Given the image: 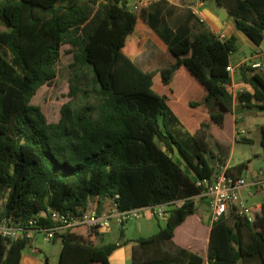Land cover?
<instances>
[{
	"label": "trees",
	"instance_id": "1",
	"mask_svg": "<svg viewBox=\"0 0 264 264\" xmlns=\"http://www.w3.org/2000/svg\"><path fill=\"white\" fill-rule=\"evenodd\" d=\"M215 1L251 42H264V0ZM136 20L127 0H0L1 215L26 223L43 212L39 222L55 225L48 209L80 216L90 203L100 213L103 200L116 193L117 210L182 200L168 210L163 227L133 244L132 264H264V202L251 206L249 216L230 212L213 221L203 254L180 239L197 212L191 198L200 191L196 179L213 175L221 160L213 164L214 151L204 140L202 130L210 120L201 121L193 134L174 132L179 121L165 96L153 89V76L159 72L162 85H169L174 72L185 67L207 91L191 106L206 107L216 123L225 112L210 111L212 102L226 111L235 102L264 109V77L242 71L251 90L234 94L226 67L237 50L236 37L220 39L196 16L190 28L172 29L159 24V13H149L146 20L174 61L146 71L122 50ZM63 45L73 57L70 98L61 105L59 119L48 121L33 99L56 78ZM83 69L93 75L96 101L74 105L81 91L75 78ZM259 132L264 156V123ZM174 150L184 165L173 158ZM227 168L240 175L247 162ZM99 236L94 229L56 232L61 239L57 264H110L108 256L118 243ZM32 241L0 234V264H19ZM174 241L180 244L171 249L168 243Z\"/></svg>",
	"mask_w": 264,
	"mask_h": 264
},
{
	"label": "crops",
	"instance_id": "2",
	"mask_svg": "<svg viewBox=\"0 0 264 264\" xmlns=\"http://www.w3.org/2000/svg\"><path fill=\"white\" fill-rule=\"evenodd\" d=\"M137 0H133L132 4L135 3ZM206 1H215V0H154L150 1L148 5L141 7L139 10H137V20L135 27L131 33H129L126 37L125 44L122 48L124 54L128 56L133 62H135L139 67L146 71H159L162 67L168 66L171 62L174 61V57L172 54H169V50L167 47V44L165 41L158 35V33L147 23V16L149 13H159V24H163V26H168L172 29H176L177 27L184 26L186 28L191 27V23L193 21V18L196 16V18L199 19L201 23L209 27L216 35L223 34L224 38H228L230 36H235L236 39H242L243 41H247L249 45L254 46L250 53V56L247 58H244L243 60L239 61L237 65H239V72H240V64L245 63L246 60L253 61H260L264 62V42H262L260 45H255L253 42H251L243 32H241L239 29L236 28L234 19L228 14L226 9L223 6H220L216 1V8L215 7H208L203 6V4ZM131 4V5H132ZM128 0H127V7H130ZM192 17V18H191ZM244 35V36H243ZM246 37V40L245 38ZM171 55V56H170ZM232 57L233 53L230 55V62L231 65L235 67V64L232 63ZM168 62V63H166ZM248 65V64H247ZM185 67H179L173 74L172 79H174L176 73H180L179 78L185 80L187 82V85L183 87V89L180 92H176L174 90H171L168 94V92H163L160 95H165V102L171 112L176 116L177 114H188L189 117L185 118V121L182 120L181 117H177L179 124L184 125L185 123H190L193 117H195L197 114L202 113V118L200 122L196 125V129L198 128L201 121H209L210 117L208 110L203 105H197V106H191V102H201L205 96H206V89L201 88L199 84L194 80V78H191L188 76V72H186ZM237 68L235 67V72L232 74V80L234 82L233 86H231L233 89H244V90H251V86L248 83H245L244 81H239L238 77L239 74H236ZM188 71V70H187ZM259 74H261L264 77V63L262 67V71L256 70ZM159 75L160 73L157 72L153 76V79ZM160 80V79H159ZM236 81V82H235ZM161 82V81H160ZM202 85V84H201ZM203 86V85H202ZM239 92V91H238ZM237 92V93H238ZM200 95L201 97L198 100L193 99L194 96ZM236 94V93H234ZM187 96L188 99L185 101L183 100L184 96ZM215 102H212L209 106V110H213V106ZM237 104V106H236ZM186 106H189L191 109H187ZM204 108V112H201L200 110ZM240 108H246L245 114H243V111ZM187 109V110H186ZM196 110H199L197 113L194 112ZM264 109L260 108H249L245 107L240 103H234L232 106V111L230 110L232 116L234 119L232 120V126L233 129L237 127V123H243L244 126L247 127V131H245V134L242 138L247 139L248 141H251L250 132L251 126H257L258 130L261 124L264 123V119H261L264 115V112L262 111ZM239 111V114H235L234 112ZM235 116L238 118L236 119ZM225 118V116H224ZM264 161V156H263ZM250 159L247 163V168L243 170L242 176H244L248 183L246 186L241 188L240 190V196L241 199L248 205V206H260L264 202V187L261 189H256L253 185L250 184L251 178L255 176V174L258 172V170L263 169L264 167H259L255 171H251L250 169ZM221 166H231L228 165L226 162ZM249 200H252L249 203ZM112 198H105L102 203V209L100 213H106L112 208ZM90 208H92L90 206ZM202 215V218H200ZM150 217V216H146ZM145 218V217H142ZM139 218V219H142ZM159 218V217H157ZM160 218H163V220H166V216H161ZM188 225L187 229L192 227L193 224H198L203 227V233L206 237V245H207V239H208V233L210 230V226L212 224V221L209 218L208 213L203 208H197V212L195 215H192L190 218H188ZM186 221V222H187ZM185 223V222H184ZM184 226V224H183ZM162 227L160 225V221L157 219L156 222H153V226H151V230L153 231H147L148 227H140V231L136 237L126 238L125 237V231L123 230V241L122 242H116L118 243V246L113 249V251L109 254L108 260L110 264H132V250H133V244L136 243L137 239L139 237H146L149 236L159 230V228ZM84 233L88 231V229H85ZM102 241L103 232L100 233ZM57 238V237H56ZM56 238H54L51 241H55ZM105 240H103L104 242ZM192 248H195V244L191 242ZM26 248V247H25ZM61 249V245H60ZM60 252V251H59ZM45 258H47L45 256ZM48 260V259H47ZM19 264H45V261L43 263L42 258L39 255H36L32 253L31 251H26L25 249L22 252Z\"/></svg>",
	"mask_w": 264,
	"mask_h": 264
},
{
	"label": "rangeland",
	"instance_id": "3",
	"mask_svg": "<svg viewBox=\"0 0 264 264\" xmlns=\"http://www.w3.org/2000/svg\"><path fill=\"white\" fill-rule=\"evenodd\" d=\"M82 1V0H81ZM133 0H128L129 5L132 4ZM208 7H215L216 3L215 1H206L203 6ZM216 8V7H215ZM4 29V27L0 24V30ZM244 36V35H243ZM246 40V37H243ZM254 46L249 45L247 41H243L241 38L237 40V50L233 52L232 57V63L235 64V67L237 68L236 74H239L238 80L243 82L242 79V71L245 72L247 75L251 74V72L254 71L255 68L251 67L250 65L244 64L243 68L240 67L239 72V61L243 60L244 58H247L250 56L251 51L253 50ZM67 48L66 45H63L61 47V53H60V59L56 64V70L57 75L56 78L52 81L50 85L43 86L38 93L36 94L35 98L33 99L34 103H37L41 106L46 118L48 121H56L59 119L60 116V107L63 103H65L70 97H67V93L69 91V77L71 70L68 66V64L73 60L72 54L67 53L65 49ZM171 54V53H169ZM171 56V55H170ZM168 63V62H166ZM263 63L261 62V67H258L257 70L262 71ZM188 76L191 78H194V80L201 86V88H204L201 83L189 72ZM77 77L75 78L81 87V91L79 92L78 96L74 100V105H80L81 103H84L86 101L88 102H94L96 101L95 97V88H97L96 84L93 81V75L88 69H83L77 73ZM180 73H176L174 79L171 80L169 85H162L160 82V76L157 75L155 79H153V89L161 94L164 91L169 92L171 90H174L176 92H180L183 87L187 85V82L181 78H179ZM236 82V81H235ZM232 89L233 93H237L238 89ZM165 96V95H164ZM201 96L197 95L194 96L193 99L198 100ZM188 97L185 95L183 97V100H187ZM237 103V102H235ZM213 106V112H217L220 110V105L217 103H214ZM237 106V104H236ZM186 108L191 109L189 106H186ZM186 109V110H187ZM243 111V114H245L246 108H240ZM199 110H196L194 112H198ZM201 112H204V108L200 110ZM232 111V109H231ZM264 112V110H262ZM177 117H181L183 121H185V118L189 117L188 114H177ZM236 115L239 114V111L234 112ZM202 113L197 114L190 123H185L184 125L176 124L174 126V132H176L180 136H186L189 134H193L196 131V125L200 122L202 118ZM261 119H264V115ZM209 118V116H208ZM237 119L238 117L235 116ZM234 117L232 116L230 111H225V118L221 123H216L214 121L210 120L209 127H203V134H204V140L206 141L207 147L211 148L212 151H214L215 156L210 157L211 161L216 164V159L219 157L220 162L216 166V171L221 170L223 163H227L228 165H235L241 161H245L248 163L249 159L251 161L250 163V169L251 171L257 170L259 167H264V161H263V150L262 146L260 144V132L257 128V126H251V141L243 140V136L236 137L234 136L235 129H233L232 126V120ZM264 121V120H263ZM237 126L240 129H243L247 131V127L244 126L243 123L239 124L237 123ZM216 141L221 145V151L218 150V147L215 146ZM173 158L176 160L177 163L180 165H184V161L179 155V153L174 150L172 153ZM252 200H249V203ZM178 204V203H177ZM176 205V204H175ZM0 203V208H1ZM89 206L91 204L89 203ZM170 208H173L174 205H169ZM202 218V215L201 217ZM160 221V225L162 227L165 225V221L163 218H155V217H145L142 219H131L126 223L120 224L116 221H110L108 229L103 232L102 240H105L104 242H122L123 237L121 235V231H125V237L131 238L136 237L139 233L140 227L144 228L145 226L148 227V232L153 231L151 230V226H153V222H156V220ZM76 231L84 232L86 231L84 227H80ZM124 237V238H125ZM180 239L185 241H191L193 244H195V248L193 247V251H198L199 254L204 253V249L206 247V237L203 233V227L198 224H193L192 227L188 228L187 232L182 234L180 236ZM175 244L168 243V246L171 247V249L176 248V245L180 244L177 241H174ZM60 245H61V239L60 237H57L56 240L53 241H46L44 239V236L42 233H37L33 237L32 244L27 246L25 248L26 251H31L32 253L39 255L43 263L45 261V256L48 259V264H57L58 258H59V251H60Z\"/></svg>",
	"mask_w": 264,
	"mask_h": 264
},
{
	"label": "built area",
	"instance_id": "4",
	"mask_svg": "<svg viewBox=\"0 0 264 264\" xmlns=\"http://www.w3.org/2000/svg\"><path fill=\"white\" fill-rule=\"evenodd\" d=\"M154 0H137L129 8L132 12H136L141 7L149 4ZM220 39H224L223 34L217 35ZM244 64H248L255 68L261 67L260 61L246 60ZM226 69L231 74L235 72V67L230 64ZM234 82L231 79V86ZM240 89L238 91H241ZM245 134V130L235 127L234 136L240 137ZM228 166H222L221 170L216 171L209 177L197 178L195 183L200 188L197 194L191 198L197 208H204L213 222L223 215H228L230 212H235L239 215L249 216L251 206H248L240 196V190L247 185V179L238 175L235 172L227 171ZM250 184L256 189L264 187V170L260 169L250 180ZM116 193L112 199V208L106 213H98L93 208H88L82 212L80 216H74L70 213H58L55 210L48 209L50 217L55 221V225H44L39 222V217L43 212L38 213L37 217L30 218L26 223H13L10 218H6L0 213V234L9 238L16 239L22 236L34 237L37 233H42L46 241H51L55 238L56 232L74 228L79 229H94L98 233H102L108 229L110 221H116L123 224L131 219H139L142 217H161L166 216L168 210L171 209L169 205L177 206L182 200H174L157 204L140 205L130 209L117 210L114 198H118ZM1 203V202H0ZM178 203V204H177ZM176 204V205H175ZM1 211V210H0Z\"/></svg>",
	"mask_w": 264,
	"mask_h": 264
},
{
	"label": "water",
	"instance_id": "5",
	"mask_svg": "<svg viewBox=\"0 0 264 264\" xmlns=\"http://www.w3.org/2000/svg\"><path fill=\"white\" fill-rule=\"evenodd\" d=\"M226 110L227 109L225 107H222V105H220V111L225 112ZM215 146L217 147V144H215ZM213 164H214V162H213Z\"/></svg>",
	"mask_w": 264,
	"mask_h": 264
}]
</instances>
